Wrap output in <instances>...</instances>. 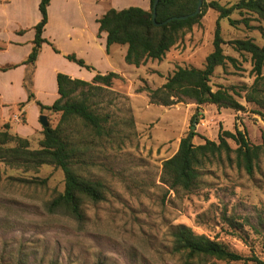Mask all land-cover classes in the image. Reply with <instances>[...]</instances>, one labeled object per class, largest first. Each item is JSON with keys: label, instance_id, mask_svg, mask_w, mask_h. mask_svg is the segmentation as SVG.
Returning <instances> with one entry per match:
<instances>
[{"label": "rangeland", "instance_id": "rangeland-1", "mask_svg": "<svg viewBox=\"0 0 264 264\" xmlns=\"http://www.w3.org/2000/svg\"><path fill=\"white\" fill-rule=\"evenodd\" d=\"M214 1L224 6L237 2ZM38 14V0H0V16L19 19L25 41L33 35L28 25ZM230 19L236 22L233 26L227 19L220 21L225 42L250 39L264 46L263 21L237 11ZM216 20L217 13L206 10L162 59L132 66L94 98L98 111L109 118L111 135L93 144L79 168L84 177L104 186V200L84 201L82 222L60 209L49 210L50 202L64 189L59 169L45 165L38 172H24L0 159V264H184L183 256L172 250L170 233L177 225L264 264V149L251 175L222 155L204 164L193 191H174L161 181L162 163L176 153L192 126L195 145L204 139L216 141L220 127L228 131L237 127L251 144H264V117L255 114L257 107L243 98L242 88L250 87L255 78L250 56L235 52L229 44L223 45V52L236 63L227 61L216 68L210 85L213 91L233 88L243 111L188 101L169 106L149 101L146 89L161 87L178 67H203L213 49ZM118 55L110 59L124 64ZM37 110L48 124L56 125L57 114L41 113L38 106ZM18 117L22 122L23 116ZM41 138L42 134L29 141V148L38 149ZM192 264L258 263L205 259Z\"/></svg>", "mask_w": 264, "mask_h": 264}, {"label": "trees", "instance_id": "trees-1", "mask_svg": "<svg viewBox=\"0 0 264 264\" xmlns=\"http://www.w3.org/2000/svg\"><path fill=\"white\" fill-rule=\"evenodd\" d=\"M149 11L137 7H129L120 11L110 9L99 20V32L106 33V50L111 45H126L124 62L127 65L139 67L147 59L160 60L164 57L182 36L197 24L211 9L217 13L212 42V51L206 56L202 68L178 67L166 79L165 83L155 89H146L151 104L169 106L179 102H191L197 106L212 105L218 109L243 111L244 106L236 100L231 91L233 88H219L213 91L210 79L218 67L226 62L232 64L236 60L226 56L223 45L241 54L250 56L252 71L255 75L250 87H243L244 101L257 107L254 113L264 117V46L260 47L250 39H236L228 43L221 37L220 21L227 19L233 26L236 22L230 19L235 12L255 16L264 22V0H237L231 6H224L217 1L203 0L199 14L186 20H172L166 25L156 26L152 22V5ZM51 0H40L38 11L39 22L33 27L34 38L32 49L23 62L30 67L25 75L23 86L28 94V100L33 99L31 76L33 66L39 56L42 45L47 43L43 31L47 24V8ZM197 0H159L156 6V23L160 24L172 17H180L193 13ZM244 23H247L244 20ZM55 53H59L52 47ZM70 62L88 71H94L75 55L64 56ZM119 74L96 72L90 82L71 79L64 74H57L56 84L58 98L50 106H44L36 101L40 112L48 111L59 116L55 126L48 124L42 128V138L39 148L31 150L29 141L18 135L9 133V125L0 130V159L10 168L24 172H38L40 167L48 165L59 169L64 177L63 192L58 194L49 204V210H62L68 216L82 222L84 201L97 203L104 200V186L99 181L84 177L79 168L86 163V158L93 151V144L111 135L108 127L109 118L96 108L94 98L103 89L110 88L115 80H120ZM232 89V90H230ZM196 114L192 116L195 120ZM196 132H189L180 139L176 153L162 163L161 181L171 190L193 191L199 183L200 169L211 158L224 155L236 168L251 175L257 161L263 152V145H253L249 142L246 132L237 127L234 131L219 128L217 140L204 139L199 145L193 143ZM232 141L235 148L228 143ZM14 143L12 147H7ZM231 154L233 158H231ZM172 250L183 256L184 264H192L196 260L214 259L224 262L252 261L262 264L256 258L247 259L228 250L222 244L210 240L204 235L195 234L189 227L177 225L170 233Z\"/></svg>", "mask_w": 264, "mask_h": 264}, {"label": "crops", "instance_id": "crops-1", "mask_svg": "<svg viewBox=\"0 0 264 264\" xmlns=\"http://www.w3.org/2000/svg\"><path fill=\"white\" fill-rule=\"evenodd\" d=\"M129 7L149 11L151 3L150 0H51L43 31L47 43L42 45L31 76L33 100H28L23 88L30 69L23 62L32 49L33 27L39 22L40 13L28 25L33 35L27 41L25 29L18 26L19 19L0 16V129L8 124L11 134L28 141L40 138L42 126L38 122L40 113L36 101L50 106L58 98L56 76L59 73L87 82L96 72L125 76L132 65L125 62L116 65L110 58L118 53L124 61L127 46L111 45L107 52V35L99 32L98 20L110 9L120 11ZM70 54L92 66L94 71H86L65 59Z\"/></svg>", "mask_w": 264, "mask_h": 264}, {"label": "water", "instance_id": "water-1", "mask_svg": "<svg viewBox=\"0 0 264 264\" xmlns=\"http://www.w3.org/2000/svg\"><path fill=\"white\" fill-rule=\"evenodd\" d=\"M159 0H154L153 2V5H152V22L158 26V25H166L167 23H169L170 21L172 20H186L188 19L189 17H194L196 16L197 14L200 13L201 11V8H202V4H203V0H197V5H196V9L193 13L189 14V15H185V16H180V17H172L160 24L156 23V6H157V3H158ZM40 124L43 128L47 127L48 126V121H47V118L46 116H40ZM195 129L194 126H192L191 130L193 131Z\"/></svg>", "mask_w": 264, "mask_h": 264}]
</instances>
